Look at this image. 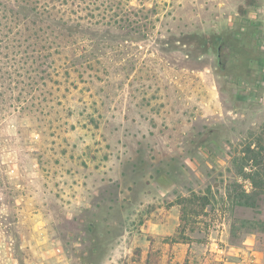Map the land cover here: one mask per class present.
I'll return each mask as SVG.
<instances>
[{"label": "rangeland", "instance_id": "1", "mask_svg": "<svg viewBox=\"0 0 264 264\" xmlns=\"http://www.w3.org/2000/svg\"><path fill=\"white\" fill-rule=\"evenodd\" d=\"M118 2L137 40L52 37L61 73L74 62L81 75L42 94L26 174L5 157L0 264H264V192L238 202L250 184L236 163L264 144V68L238 79L214 51L193 59L166 43L264 28V0L247 16L245 0ZM177 243L189 244L179 258Z\"/></svg>", "mask_w": 264, "mask_h": 264}, {"label": "trees", "instance_id": "2", "mask_svg": "<svg viewBox=\"0 0 264 264\" xmlns=\"http://www.w3.org/2000/svg\"><path fill=\"white\" fill-rule=\"evenodd\" d=\"M113 1L0 0V189L4 190L2 180L7 178L10 164L7 155L21 175L26 174L24 167L29 161L36 158L27 145L29 134L40 129L42 115L47 113L49 101L42 96L45 89L59 83L62 76L69 78L71 71L81 75L74 62L61 73L62 66L55 56L64 46L56 44L52 37L85 35L111 41L137 40L133 32H122L125 19L113 9H119L121 4ZM259 5L260 0H245L238 10L247 16L250 8ZM248 28L247 32L230 30L209 37L194 32L174 36L166 43L173 50L180 47L193 59L214 51L223 74L246 79L264 68L263 24L252 20ZM51 123L56 124V120ZM255 141L236 157L240 172L250 184V190L241 188L237 199L251 207L258 205L259 195L264 192V144L261 137Z\"/></svg>", "mask_w": 264, "mask_h": 264}, {"label": "crops", "instance_id": "3", "mask_svg": "<svg viewBox=\"0 0 264 264\" xmlns=\"http://www.w3.org/2000/svg\"><path fill=\"white\" fill-rule=\"evenodd\" d=\"M189 247V244H186ZM185 245L182 243H177V245H175L173 247V254H175V258H179L178 256L182 253H184V255H186L188 253V247H184ZM170 249V248H168Z\"/></svg>", "mask_w": 264, "mask_h": 264}, {"label": "built area", "instance_id": "4", "mask_svg": "<svg viewBox=\"0 0 264 264\" xmlns=\"http://www.w3.org/2000/svg\"><path fill=\"white\" fill-rule=\"evenodd\" d=\"M236 264H258L257 259H253L244 255H241Z\"/></svg>", "mask_w": 264, "mask_h": 264}]
</instances>
